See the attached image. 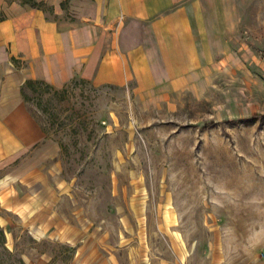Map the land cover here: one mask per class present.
<instances>
[{
	"label": "rangeland",
	"instance_id": "374dc122",
	"mask_svg": "<svg viewBox=\"0 0 264 264\" xmlns=\"http://www.w3.org/2000/svg\"><path fill=\"white\" fill-rule=\"evenodd\" d=\"M251 14L239 61L203 96L160 100L131 76L26 91L46 134L18 152L2 144L0 227L15 259L264 264V0Z\"/></svg>",
	"mask_w": 264,
	"mask_h": 264
},
{
	"label": "crops",
	"instance_id": "0c3cea01",
	"mask_svg": "<svg viewBox=\"0 0 264 264\" xmlns=\"http://www.w3.org/2000/svg\"><path fill=\"white\" fill-rule=\"evenodd\" d=\"M36 1L45 11L0 0V156L3 143L18 152L43 135L21 97L26 80L60 89L131 76L160 100L200 97L215 74L235 67L241 31L260 20L256 0Z\"/></svg>",
	"mask_w": 264,
	"mask_h": 264
},
{
	"label": "trees",
	"instance_id": "16d2710c",
	"mask_svg": "<svg viewBox=\"0 0 264 264\" xmlns=\"http://www.w3.org/2000/svg\"><path fill=\"white\" fill-rule=\"evenodd\" d=\"M9 1V0H8ZM12 2V1H9ZM20 4L29 5L32 8L41 9L45 11V5L42 2H37L36 0H19ZM37 85H43L49 87L45 82L39 80H26L20 89L21 97L24 103L27 102L26 91L32 90ZM41 131L46 134L45 130L41 128ZM4 233L0 227V264H23L21 259H15L14 256L5 248L4 246ZM5 256V257H4Z\"/></svg>",
	"mask_w": 264,
	"mask_h": 264
}]
</instances>
